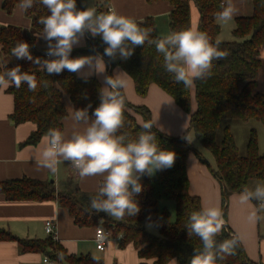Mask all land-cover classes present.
I'll list each match as a JSON object with an SVG mask.
<instances>
[{"label": "trees", "instance_id": "16d2710c", "mask_svg": "<svg viewBox=\"0 0 264 264\" xmlns=\"http://www.w3.org/2000/svg\"><path fill=\"white\" fill-rule=\"evenodd\" d=\"M165 1L172 6V32L191 28L190 6L194 3L200 14L198 30L207 33L213 43L219 40L221 28L216 17L221 11L223 0ZM252 3L253 13L236 19L233 29L235 40H220L219 50L226 52L227 56L213 60L210 76L194 81L196 109L193 112L190 88L177 83L165 71L163 56L156 51L154 45L146 43L144 47H136L127 60L112 61L109 57H104L111 69L120 67L133 78L139 96L144 97L150 85L156 84L184 111L192 112L189 127L182 136H170L152 127L159 147L175 152L176 160L172 168L158 171L152 177L145 175L141 178L144 190L137 197L141 211L135 217L126 216L123 220H115L104 212L92 211L90 198L96 193L82 191L72 179L63 190H57L50 181L29 178L6 180L0 183V193L10 200H56L68 210L73 222L80 227H97L101 224L106 228H113L118 246L125 248L132 244L142 259L140 264H189L194 250L201 248L202 244L198 237L188 236L186 224L189 215L203 206L200 197L189 192L187 161L190 152L195 149L187 140V134L193 133L199 145L212 154L215 167L211 171L223 185L226 200L231 193L242 192L251 180H264V155L259 152L256 131H251L244 155L239 154L228 126L223 127L222 137L217 138L223 120L253 119L264 125V93L256 89V78L262 66L260 49L264 46V0H252ZM19 4L20 0H4L2 6L7 13H12ZM77 8L83 9L80 0H77ZM99 11L106 13L102 7H99ZM25 14L31 18V28L28 30L19 26L0 25V51L7 59L0 68V73L5 71L6 66L12 68L21 65L22 71L36 76L35 91H29L27 84H22L19 88H7V92L14 97V112L10 116L13 122L20 124L30 121L36 125L23 145H36L50 128H58L63 132L64 119L68 114L63 101L65 94L70 97L75 108L91 104V114L100 103L98 90L101 84L94 76L82 78L67 70L59 75H48L38 65L12 56V48L21 40L29 43L33 57L45 56V50L41 46L42 39L39 37L43 26L38 21L41 16L49 13L42 4L36 2ZM140 24L153 29L152 38L159 37L152 18H146ZM104 47L106 45L99 36L93 38L90 35L88 48L84 51L103 54ZM74 56L75 52H72L71 57ZM130 108L133 106L125 98L124 127L118 134H127L129 139H135L141 131V124L130 112ZM137 111L144 116L145 122H151L147 108L138 107ZM168 200L175 202L174 221H171L167 207H161V202ZM149 219L157 232L148 229ZM230 238L238 241L234 254L219 264H257L249 259L238 238L224 224L217 240ZM9 239H17L23 251L42 252L57 264H104L102 259L97 261L90 255H67L64 248L50 236L45 240L21 239L0 231V240Z\"/></svg>", "mask_w": 264, "mask_h": 264}, {"label": "clouds", "instance_id": "9594fccd", "mask_svg": "<svg viewBox=\"0 0 264 264\" xmlns=\"http://www.w3.org/2000/svg\"><path fill=\"white\" fill-rule=\"evenodd\" d=\"M36 2L49 13L38 21L43 26L39 37L45 41V56L33 57L31 46L22 40L12 48L11 54L18 60L38 65L48 75H59L65 70L82 75V78L100 75L105 72V56L112 61L127 60L136 47H144L147 43L154 45L163 56L165 71L177 83L191 88L195 80L211 75L213 60L227 56L226 52L219 50L220 40L213 43L207 33L198 29L188 28L152 38V28L143 27L115 11L97 12L91 6L78 9L77 0H20L19 7L27 11ZM220 8L216 19L222 23L231 21L237 14L233 0H224ZM86 33L101 38L106 45L103 54L71 57L74 47L80 46ZM86 65L90 70L82 74ZM125 76L122 71L104 76L103 85L98 90L100 103L91 114V104L84 108L69 105L73 121L70 138H65L60 129L50 128L45 135V145L35 153L37 166L52 175L58 173L62 162H68L81 178L103 177L97 193L90 198V208L116 220L135 217L141 211L137 199L144 190L141 178L172 168L176 160L175 152L159 147L150 121L141 125L135 139L118 134L124 127L125 97L122 90L127 86ZM22 84H27L29 91L37 88L36 76L22 71L21 65L6 66L0 73V87L19 88ZM239 199L241 203L255 200L259 209L264 210V184L257 183L253 189L245 187ZM251 218L257 220L260 217L253 215ZM148 227H152L150 219ZM223 228L224 220L218 207H203L189 215L187 234L198 237L202 244L201 248L194 250L189 264H219L234 254L238 243L236 238L217 240ZM94 259L99 260L98 257Z\"/></svg>", "mask_w": 264, "mask_h": 264}, {"label": "crops", "instance_id": "0c3cea01", "mask_svg": "<svg viewBox=\"0 0 264 264\" xmlns=\"http://www.w3.org/2000/svg\"><path fill=\"white\" fill-rule=\"evenodd\" d=\"M224 1V0H223ZM4 0H0V25L19 26L24 29L31 28V18L19 5L12 13L3 9ZM83 9L91 6L97 12L99 7L105 11L109 6L117 14L131 18L137 23L146 18H152L156 33L161 36L168 34L170 28V13L172 6L165 0L148 2L147 0H80ZM237 8L234 18L220 25L218 39L232 41L235 39L233 29L236 19L250 16L253 13L252 0H233ZM191 28L198 29L200 14L194 3L190 6ZM42 48L45 50V41L42 39ZM88 48V39L82 38L80 46L74 47L75 57L95 55L96 53L84 51ZM262 66L257 75V91L264 93V46L260 49ZM6 57L0 51V68L6 62ZM105 72L88 77H96L103 85L105 75H112L116 71L125 72L120 67L110 68L105 61ZM89 66L81 70L82 74L89 72ZM126 73V72H125ZM78 75V74H77ZM82 77V75H78ZM127 86L123 89L126 100L133 106L130 112L136 117L139 124L145 123L144 116L137 111L138 107H145L150 111L151 122L159 131L170 136H182L187 131L191 113L196 109L195 85L190 88L192 112L184 111L176 101L161 87L151 84L147 94L141 97L137 94L133 78L126 73ZM8 87L0 88V183L6 180L29 178L41 181H50L57 190H63L69 180H74L80 189L88 193H97L103 180L101 176L81 178L68 162L59 165V171L52 175L47 169L40 168L35 162L36 150L45 145V136L36 145H23L30 134L36 129L33 122L27 121L15 124L10 118L14 112V97L7 92ZM68 111L64 119L63 133L65 138H70L73 131V121L69 115V105L73 103L68 95L63 97ZM74 107V106H73ZM83 126H81L82 129ZM191 132L187 134L189 141L193 140ZM191 136V139L189 138ZM194 139L196 140L195 136ZM197 142V140H196ZM198 149L191 151L187 161V171L190 179L189 192L201 199L203 207H218L222 213L224 224L232 230L242 244L249 259L257 264H264V210L259 209L258 202L253 200L241 203L239 194L231 193L228 196L227 209L223 213L224 188L221 182L213 175L210 167L202 159L203 153ZM259 152L264 155V138L258 135ZM197 151V152H196ZM201 156H199V153ZM204 158V156H203ZM259 182L251 180L247 185L253 189ZM264 184V183H263ZM260 217L253 220L251 217ZM53 220L56 223L59 235V244L67 255H90L103 260L104 264H140L135 247L130 244L125 248L118 246V238H111L103 251L98 250L95 242L96 226L80 227L73 222L68 210L58 204L56 200H10L5 194L0 193V231H5L21 239L45 240L49 235L45 231V222ZM101 225V224H100ZM42 252L23 251L17 239L0 240V264H44Z\"/></svg>", "mask_w": 264, "mask_h": 264}, {"label": "rangeland", "instance_id": "374dc122", "mask_svg": "<svg viewBox=\"0 0 264 264\" xmlns=\"http://www.w3.org/2000/svg\"><path fill=\"white\" fill-rule=\"evenodd\" d=\"M130 109H133V108H130ZM224 126L229 127L230 132L234 136L238 152L241 155H244L246 153L247 144H248V140H249L251 131H253V130L256 131L257 135L260 136L261 140H263V138H264V125L257 120L251 119V120L245 121V120L236 119V118L223 120L219 126V129H218V133H217L218 139H220L223 135V127ZM193 135L194 134L192 133L191 136H193ZM191 136L189 135L190 139H191ZM190 143L192 146L196 144L198 147L202 148L199 145V143L196 142V140L194 139V136H193V140H191ZM195 149H197L196 146H195ZM200 150L202 152H205V153H203L204 159L206 161L205 163L210 167V170L213 169L215 167V160H214L212 154L208 150H206L205 148H202ZM253 182H259V183L263 184L264 180H253ZM253 186L254 185H251V187H253ZM251 187L249 189H251ZM227 202H228V198L226 200V198L223 195V208H222L223 213L226 212L225 208H227ZM164 206L167 207L168 211L171 214L170 215L171 221H174L175 220V202L173 200L163 201V202H161V207H164ZM148 229L151 230L152 232H157L153 226L151 228L148 227Z\"/></svg>", "mask_w": 264, "mask_h": 264}, {"label": "built area", "instance_id": "2783aa9c", "mask_svg": "<svg viewBox=\"0 0 264 264\" xmlns=\"http://www.w3.org/2000/svg\"><path fill=\"white\" fill-rule=\"evenodd\" d=\"M224 1H222L223 3ZM109 11H113L111 7L106 8V13ZM87 39H90L89 34H85ZM45 231L46 233L55 241V242H60L58 231H57V226L55 221L53 220H47L45 222ZM113 228H106L105 226L98 225L95 230V242H96V247L98 250L103 251L106 247L107 242L113 238ZM43 263L44 264H57L53 260H51L48 256H45L43 258Z\"/></svg>", "mask_w": 264, "mask_h": 264}]
</instances>
